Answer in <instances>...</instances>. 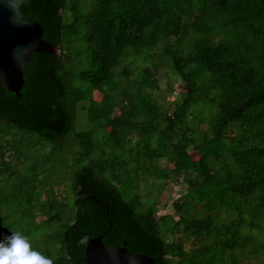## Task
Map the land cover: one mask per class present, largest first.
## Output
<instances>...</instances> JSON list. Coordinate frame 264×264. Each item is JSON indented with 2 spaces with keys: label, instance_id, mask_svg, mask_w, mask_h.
<instances>
[{
  "label": "trees",
  "instance_id": "16d2710c",
  "mask_svg": "<svg viewBox=\"0 0 264 264\" xmlns=\"http://www.w3.org/2000/svg\"><path fill=\"white\" fill-rule=\"evenodd\" d=\"M53 3L60 25L52 77L61 82L67 129L42 134L0 119V242L19 231L54 264H72L65 232L85 211L76 197L93 180L135 216L150 211L163 264L182 255L184 237L193 247L206 235L231 243L226 235L245 224L262 232L264 0ZM161 67L185 87L171 101ZM58 168L68 194L57 197L38 176ZM141 172L159 189L149 202L123 196ZM169 182L184 192L175 215H157ZM184 258L202 264L196 254Z\"/></svg>",
  "mask_w": 264,
  "mask_h": 264
},
{
  "label": "water",
  "instance_id": "95a60500",
  "mask_svg": "<svg viewBox=\"0 0 264 264\" xmlns=\"http://www.w3.org/2000/svg\"><path fill=\"white\" fill-rule=\"evenodd\" d=\"M54 0H0V119L42 134L66 131L57 67L60 7ZM85 211L65 232L72 264H163L150 211L135 216L109 185L77 195Z\"/></svg>",
  "mask_w": 264,
  "mask_h": 264
},
{
  "label": "rangeland",
  "instance_id": "374dc122",
  "mask_svg": "<svg viewBox=\"0 0 264 264\" xmlns=\"http://www.w3.org/2000/svg\"><path fill=\"white\" fill-rule=\"evenodd\" d=\"M117 70L116 68L114 71ZM165 69L161 67L159 77L163 78V83L169 82L172 86L173 92L171 94L167 93L165 100L171 101L173 100L174 95L180 93L185 90L184 85L177 81L173 76L166 74ZM96 99H101V94L99 92H95L94 94ZM126 99H129V96L126 95ZM110 114L112 117H116L119 115V111L117 108L111 109ZM5 141V138H3ZM3 141V140H2ZM38 158L39 156L33 154L32 158ZM194 158H197V154H193ZM39 159V158H38ZM14 163V160L12 161ZM168 166H172L171 163H168ZM53 174L55 175V171ZM64 169L58 168L57 176L47 175V172L39 174V180L43 181V183L39 187H49V182H52V187L50 191L58 197V194H68L66 189L67 182L63 180L62 184L57 182L59 177H63ZM134 172V171H133ZM133 172L131 174H133ZM143 172L139 173L138 182L134 183L131 188H129L130 192H126L123 196L128 199L133 196V193H138L141 197H143L146 201H152L157 193H159L158 187L147 186L148 183L143 181L144 176ZM57 177V178H56ZM14 179V178H12ZM131 179V178H129ZM54 181V182H53ZM61 181V179H60ZM60 184V185H59ZM184 186L179 182H169L164 186V189L160 191L159 201L156 204L158 212L157 215H163L165 213H171L175 215V211L173 208V201L180 195V193L184 192ZM239 204L238 201L231 202L232 207L230 209L235 210V206ZM253 202L247 203V210L251 206H253ZM236 212V210H235ZM249 217V216H248ZM249 220V219H248ZM251 220H249L250 222ZM220 222V221H218ZM248 222V223H249ZM181 233L176 234L180 236ZM226 237L230 238V242L225 244H219L215 242L214 237H208L207 235L203 237L196 246L190 247V243L184 237L182 240L184 241V247L181 251V256H175L171 259V264H189L187 260L184 258L185 256L197 255V260H200L202 264H264V229L263 231H259L255 229L254 225H243L240 229L231 230ZM199 247H203L198 249ZM184 258V260H183Z\"/></svg>",
  "mask_w": 264,
  "mask_h": 264
},
{
  "label": "clouds",
  "instance_id": "9594fccd",
  "mask_svg": "<svg viewBox=\"0 0 264 264\" xmlns=\"http://www.w3.org/2000/svg\"><path fill=\"white\" fill-rule=\"evenodd\" d=\"M0 264H54L53 260L32 248L31 241L19 231H12L0 242Z\"/></svg>",
  "mask_w": 264,
  "mask_h": 264
}]
</instances>
